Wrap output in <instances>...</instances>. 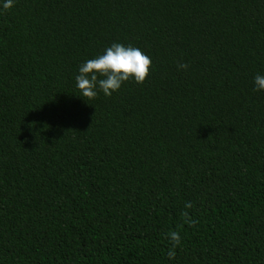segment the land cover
Masks as SVG:
<instances>
[{"label": "trees", "instance_id": "trees-1", "mask_svg": "<svg viewBox=\"0 0 264 264\" xmlns=\"http://www.w3.org/2000/svg\"><path fill=\"white\" fill-rule=\"evenodd\" d=\"M0 264H264V0H0Z\"/></svg>", "mask_w": 264, "mask_h": 264}]
</instances>
